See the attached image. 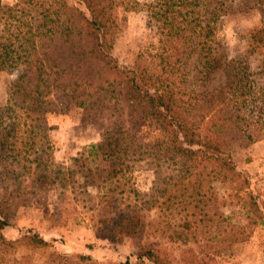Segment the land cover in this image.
<instances>
[{
  "label": "trees",
  "instance_id": "obj_1",
  "mask_svg": "<svg viewBox=\"0 0 264 264\" xmlns=\"http://www.w3.org/2000/svg\"><path fill=\"white\" fill-rule=\"evenodd\" d=\"M78 1L84 11L65 0L0 2V20L14 21L17 31L14 40H0V72L21 69L9 102L0 108V251L48 246L38 235L12 241L2 231L21 195L49 191L65 197L80 190L83 199L76 201L83 206L96 200L87 207L91 226L114 243L164 235L168 227L171 240L187 242L193 230L211 237L206 193L214 183L241 179L231 156L234 144L264 138V29L248 35L251 53L262 58L263 83H256L247 59L229 60L217 39L227 14L224 1ZM140 6L158 25V46L121 66L112 55L125 26L121 11ZM216 73L224 82L212 86ZM189 88L197 92L193 113L176 104ZM70 105L104 118L106 126L100 141L84 147L67 166L54 160L46 118ZM164 160L171 173L160 177ZM142 162L157 176L150 195L132 181ZM88 187L97 191L94 197L86 196ZM57 215L54 211L50 219ZM233 229L221 240L228 246L248 237L244 229ZM138 248V260L169 264L158 249ZM182 263L214 264V257L187 249Z\"/></svg>",
  "mask_w": 264,
  "mask_h": 264
},
{
  "label": "rangeland",
  "instance_id": "obj_2",
  "mask_svg": "<svg viewBox=\"0 0 264 264\" xmlns=\"http://www.w3.org/2000/svg\"><path fill=\"white\" fill-rule=\"evenodd\" d=\"M116 1H136L140 4L152 2ZM221 1L228 8L227 14L218 25L217 39L229 60L238 56L245 57L252 74L250 78L256 83H263L260 77L262 58L251 53L248 35L253 30L264 29V0ZM0 2L12 6L17 0ZM65 2L70 8L85 10L78 0ZM121 14L125 17V26L115 37L112 55L119 65L129 67L139 52L157 48L158 25L141 6L135 10L121 11ZM15 27L12 20H0V40H14L17 34ZM20 71L19 68L0 72V108H4L9 102L11 83ZM223 82V75L216 73L211 85L216 86ZM190 89L181 91L176 104L186 112L193 113L197 107V92ZM46 122L54 160L67 166L71 164L70 159L77 156L84 147L100 141L106 126L104 118L76 105H70L64 112L55 110L47 115ZM231 156L241 175L239 182L214 183L206 193V211L212 217L211 237H202L198 231L193 230L192 239L187 242L171 240L169 235L173 230L168 227L164 235L149 233L136 241L114 243L106 236L95 233L91 226V212L87 209L90 202L83 206L81 200L76 201L83 199L80 190L75 189L76 192L65 197L52 191L45 195L28 193L20 196L19 206L13 208L14 215L2 234L12 241L24 235H38L48 246L32 248L22 244L14 253L4 248L0 251V264H152L145 259L138 260L139 245L158 249L169 264H183V252L187 249H191L198 257L213 256L214 264H264V138H245L238 141L231 148ZM170 173L169 162L161 161L159 176L165 177ZM132 177L137 190L145 195L151 194L157 177L151 166L146 162L137 164ZM78 180L81 184L80 176ZM86 191L87 197L88 194L94 197L97 193L93 187H88ZM95 201L90 205L94 206ZM54 211L58 215L50 219V214ZM154 216L156 212L152 214ZM231 228L234 231L244 229L247 239L228 246L224 238ZM60 259L64 260L60 262Z\"/></svg>",
  "mask_w": 264,
  "mask_h": 264
}]
</instances>
